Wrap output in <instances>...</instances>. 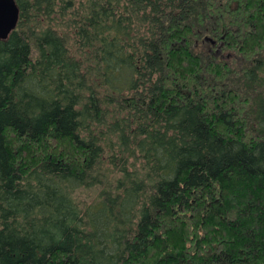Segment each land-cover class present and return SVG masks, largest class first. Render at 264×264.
<instances>
[{
  "label": "trees",
  "instance_id": "16d2710c",
  "mask_svg": "<svg viewBox=\"0 0 264 264\" xmlns=\"http://www.w3.org/2000/svg\"><path fill=\"white\" fill-rule=\"evenodd\" d=\"M16 2L0 264H264V0Z\"/></svg>",
  "mask_w": 264,
  "mask_h": 264
},
{
  "label": "water",
  "instance_id": "95a60500",
  "mask_svg": "<svg viewBox=\"0 0 264 264\" xmlns=\"http://www.w3.org/2000/svg\"><path fill=\"white\" fill-rule=\"evenodd\" d=\"M19 7L16 0H0V40H6L16 27Z\"/></svg>",
  "mask_w": 264,
  "mask_h": 264
},
{
  "label": "rangeland",
  "instance_id": "374dc122",
  "mask_svg": "<svg viewBox=\"0 0 264 264\" xmlns=\"http://www.w3.org/2000/svg\"><path fill=\"white\" fill-rule=\"evenodd\" d=\"M226 54V53H225ZM225 54H223V55H225Z\"/></svg>",
  "mask_w": 264,
  "mask_h": 264
}]
</instances>
